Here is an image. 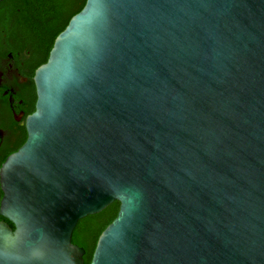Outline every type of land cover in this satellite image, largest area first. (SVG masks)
Returning <instances> with one entry per match:
<instances>
[{"label":"water","instance_id":"water-1","mask_svg":"<svg viewBox=\"0 0 264 264\" xmlns=\"http://www.w3.org/2000/svg\"><path fill=\"white\" fill-rule=\"evenodd\" d=\"M2 0H0L1 2ZM0 171V264H264V0H86Z\"/></svg>","mask_w":264,"mask_h":264},{"label":"flooded vegetation","instance_id":"flooded-vegetation-1","mask_svg":"<svg viewBox=\"0 0 264 264\" xmlns=\"http://www.w3.org/2000/svg\"><path fill=\"white\" fill-rule=\"evenodd\" d=\"M11 0L0 2V171L6 159L27 140V117L36 109L34 49L10 38L15 15ZM13 26H15L13 24ZM4 192L0 181V210ZM14 224L0 212V223Z\"/></svg>","mask_w":264,"mask_h":264},{"label":"trees","instance_id":"trees-1","mask_svg":"<svg viewBox=\"0 0 264 264\" xmlns=\"http://www.w3.org/2000/svg\"><path fill=\"white\" fill-rule=\"evenodd\" d=\"M86 0H11L15 15L10 38L34 49L35 65L45 63L57 35L66 27ZM120 202L114 201L97 214L81 219L73 233V242L86 249L85 264H90L98 238L117 216Z\"/></svg>","mask_w":264,"mask_h":264}]
</instances>
